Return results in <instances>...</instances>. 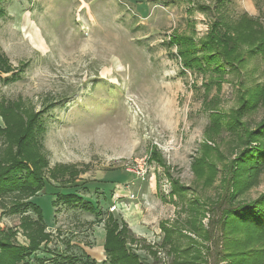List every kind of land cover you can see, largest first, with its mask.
<instances>
[{
  "label": "rangeland",
  "instance_id": "374dc122",
  "mask_svg": "<svg viewBox=\"0 0 264 264\" xmlns=\"http://www.w3.org/2000/svg\"><path fill=\"white\" fill-rule=\"evenodd\" d=\"M3 6L0 52L18 76L0 80V103H10L20 123L40 113L33 131L46 161L43 185L27 200L42 210L50 238L18 264H105L108 213L125 221L137 240L127 247L144 264H169L161 226L189 218L185 200L203 208L208 238L191 236L208 251L204 264H223L217 221L227 207L220 178L232 156V134L221 128L213 143L205 130L212 109L228 114L245 90L264 84V57L245 55L238 68L227 67L218 89L216 72L185 69L168 40L192 34L198 43L213 21L244 12L264 26V0H4ZM263 116L259 106L243 120L253 127ZM206 141L214 145L209 156L218 169L211 186L191 168ZM7 145L0 134V156ZM174 180L185 189V204L171 193ZM263 191L264 170L238 198ZM67 193L83 202L65 204L60 197ZM12 196L0 195V233L11 240L12 231L14 244L28 246L20 221L37 216L29 207L12 214Z\"/></svg>",
  "mask_w": 264,
  "mask_h": 264
},
{
  "label": "trees",
  "instance_id": "16d2710c",
  "mask_svg": "<svg viewBox=\"0 0 264 264\" xmlns=\"http://www.w3.org/2000/svg\"><path fill=\"white\" fill-rule=\"evenodd\" d=\"M3 1L0 0V17L5 15ZM168 45L176 47L185 69L199 72L211 69L216 72L218 80L215 82L219 89L220 81L228 71L227 67L229 70L238 68L244 62L245 55L264 57V26L257 18L244 12L236 20L218 18L213 21L198 43L194 41L192 34L173 33L169 36ZM11 71L7 57L0 52V74H7L4 78L0 77V80L9 82L17 78L18 74H11ZM239 102V107L228 114L212 109L209 113L210 124L205 130V138L212 142L214 136L221 133V128H228L232 134V156L223 164L224 173L220 178L227 207L222 209L217 221L223 240L217 256L223 264H264V191L251 200L238 198L258 183L264 170V116L253 127L243 120L246 113L259 106L264 108V84L245 90ZM1 103L0 115L5 128H0V134L5 136L8 145L0 156V195H13L12 214L24 213L29 207L37 216L33 219L29 215H23L20 221V228L29 239L28 246L14 244L12 239L15 235L12 231L11 240L9 236L0 233V264H18L50 238L45 232L42 210L27 200L43 185L41 170L46 166V161L39 152L38 140L33 131L40 113H33L26 123H20V114L14 111L11 104L2 106ZM207 141L202 143V154L192 162L191 168L196 178L203 180L204 186H211L218 169L215 159L209 156L214 145H209ZM14 146L15 150L12 149ZM29 149L33 150L31 155ZM51 176L55 178L57 175ZM75 179L70 175L67 180H72L70 182L73 183ZM171 193L177 195L181 203H186L189 218L174 226H161L164 233L161 245L168 246L172 255L169 264H204L208 251L205 252L204 246L191 236L203 237L204 240L208 238L201 223L203 208L198 206L197 201L196 209L191 207L195 206L194 202L188 204L186 200L185 203L182 201L185 189L177 180L172 182ZM60 198L68 205L83 202L73 193L64 194ZM83 208L95 213L94 207L89 203H84ZM104 228L102 247L106 255L105 264H144L127 247V244L136 243L137 240L125 221H117L108 213ZM144 247L151 255H156L151 246ZM91 262L94 263L93 260Z\"/></svg>",
  "mask_w": 264,
  "mask_h": 264
},
{
  "label": "crops",
  "instance_id": "0c3cea01",
  "mask_svg": "<svg viewBox=\"0 0 264 264\" xmlns=\"http://www.w3.org/2000/svg\"><path fill=\"white\" fill-rule=\"evenodd\" d=\"M138 226H140V225H137L136 226V231H140V230H142V228L141 227H138ZM138 228V229H137Z\"/></svg>",
  "mask_w": 264,
  "mask_h": 264
}]
</instances>
